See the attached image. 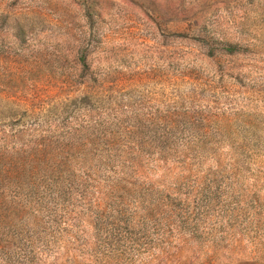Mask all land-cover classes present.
I'll list each match as a JSON object with an SVG mask.
<instances>
[{"label":"rangeland","instance_id":"rangeland-1","mask_svg":"<svg viewBox=\"0 0 264 264\" xmlns=\"http://www.w3.org/2000/svg\"><path fill=\"white\" fill-rule=\"evenodd\" d=\"M0 264H264V0H0Z\"/></svg>","mask_w":264,"mask_h":264}]
</instances>
